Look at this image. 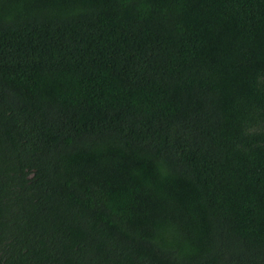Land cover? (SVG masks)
<instances>
[{"label": "trees", "instance_id": "1", "mask_svg": "<svg viewBox=\"0 0 264 264\" xmlns=\"http://www.w3.org/2000/svg\"><path fill=\"white\" fill-rule=\"evenodd\" d=\"M0 264H264V0H0Z\"/></svg>", "mask_w": 264, "mask_h": 264}]
</instances>
